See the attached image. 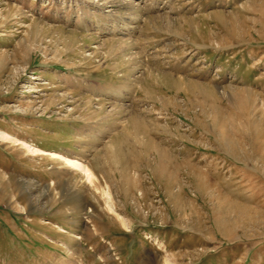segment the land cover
Here are the masks:
<instances>
[{"label":"rangeland","instance_id":"obj_1","mask_svg":"<svg viewBox=\"0 0 264 264\" xmlns=\"http://www.w3.org/2000/svg\"><path fill=\"white\" fill-rule=\"evenodd\" d=\"M263 150L264 0H0V264H264Z\"/></svg>","mask_w":264,"mask_h":264},{"label":"bare ground","instance_id":"obj_2","mask_svg":"<svg viewBox=\"0 0 264 264\" xmlns=\"http://www.w3.org/2000/svg\"><path fill=\"white\" fill-rule=\"evenodd\" d=\"M244 116V118L246 119V121H247V126H248V128H249V130H248V128L246 127V132L244 131V130H242L241 132H240V134L242 135H240L239 137H240V139L242 138V137H246V141H249V145H250V147H252L255 143H256V141H257V138L254 136V134H253V132H252V134H251V131H252V127H253V120H252V117L249 115H247V113L246 114H244L243 115ZM243 132H245V134H246V136H243ZM224 140H227L226 138L224 139ZM231 144V143H230ZM232 145V144H231ZM220 147H227V148H229L230 147V145H229V143L227 142H225V141H220V145H219ZM261 157V159H260V162L263 164V166H264V150H263V152H261V155H260ZM246 157H248V156H246ZM249 158L251 159L252 157L251 156H249ZM70 163H71V165L72 166H74V167H76V168H78V169H80V170H82V171H85L86 172V169L82 166V164L81 163H79V162H77V161H69Z\"/></svg>","mask_w":264,"mask_h":264}]
</instances>
